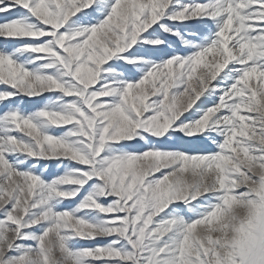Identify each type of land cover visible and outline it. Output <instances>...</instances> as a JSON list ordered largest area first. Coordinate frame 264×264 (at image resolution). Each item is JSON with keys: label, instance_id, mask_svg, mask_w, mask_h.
I'll return each instance as SVG.
<instances>
[{"label": "snow or ice", "instance_id": "1", "mask_svg": "<svg viewBox=\"0 0 264 264\" xmlns=\"http://www.w3.org/2000/svg\"><path fill=\"white\" fill-rule=\"evenodd\" d=\"M0 264H264V0H0Z\"/></svg>", "mask_w": 264, "mask_h": 264}]
</instances>
